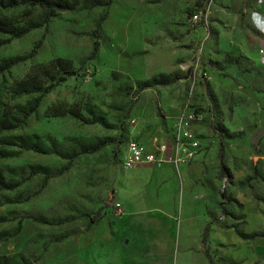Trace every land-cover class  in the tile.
Wrapping results in <instances>:
<instances>
[{
  "label": "rangeland",
  "instance_id": "374dc122",
  "mask_svg": "<svg viewBox=\"0 0 264 264\" xmlns=\"http://www.w3.org/2000/svg\"><path fill=\"white\" fill-rule=\"evenodd\" d=\"M260 1L77 0L73 10L54 13L45 29L0 46V58L23 54L42 35L32 58L0 74V118L29 106L36 94L13 90L28 75L54 83L21 125L0 133V177L18 183L0 187V258L208 264L200 243L207 224L212 264H262L264 236L252 228L264 219V49H224L218 40L230 12L240 15L235 30L251 39L246 19ZM42 13L20 6L3 15L22 23ZM100 16L91 55L90 33ZM247 47L263 60L247 56ZM64 71L69 75L55 83ZM182 112L192 113L188 127L199 143L192 159L177 167L120 164L128 138L151 148L171 143ZM18 135L49 152L21 148ZM97 140L102 147L70 162L51 152ZM35 167L61 172L44 179L30 174ZM65 216L76 218L47 223Z\"/></svg>",
  "mask_w": 264,
  "mask_h": 264
},
{
  "label": "trees",
  "instance_id": "16d2710c",
  "mask_svg": "<svg viewBox=\"0 0 264 264\" xmlns=\"http://www.w3.org/2000/svg\"><path fill=\"white\" fill-rule=\"evenodd\" d=\"M76 5H77V0H0V46L6 44L13 38H18V37L23 36L24 34H26L27 32L33 29L41 28V27L45 29L48 19L54 13L58 11L73 10L76 7ZM20 6H38L43 12L42 17L36 20L27 19V20H24L22 23H12L4 17L3 15L4 12L11 11ZM101 21H102V16L98 18L93 30L90 33L91 36H93L94 38V41L91 47V55L94 54L97 48V38L99 36V29H100ZM41 40H42V35L32 44L30 49L23 54H14V55L0 58V74L7 71L10 67L32 58L36 54V51L41 43ZM64 72H63V75H60L57 79H55V83L61 82L66 79L69 73L67 71H64ZM177 78L179 77L175 76L172 79L163 78L161 80L159 79L157 82L160 84H169L172 81L176 80ZM53 85L54 83L43 84L40 80H37L35 76H32V75H28L25 79L15 84V86L13 87V90L16 95H29V94H36V95L31 98L29 102V106H23L21 110L22 111L21 115H17L16 117H11V115L6 114L5 117L0 118V133L4 131L13 130L19 125H21L23 121L25 120V118L35 111L36 107L38 106L40 102V98L45 93L49 92ZM13 138L20 142L19 146L23 149H28L34 152H42V153L49 152L47 149L41 148V146H39L37 142L28 141L27 137L18 135ZM103 144L104 143L100 140H97L94 142H78L75 145V147H73L68 152H58L55 150L51 152L59 154V156L67 159L68 162H70L76 156L80 154L91 153V152L96 151L97 149L102 147ZM119 162H120V159H119ZM219 170L221 173L225 172V168L223 167V165L219 164ZM37 172L42 173L44 179H46L50 176L59 174L61 171L51 173L44 167H35L33 170L30 171V174H34ZM17 184H18L17 182H12V183L4 182L3 179L0 177V187L12 188L16 186ZM80 215L88 216L89 213L84 212V213H81ZM75 218L76 216L75 217L65 216V217L56 219L53 222H47V221L46 222L53 223V224H61V223L73 220ZM92 220H93L92 218H89L86 226L90 225ZM206 232H207V224L203 228V231L200 237V243L202 246V252L204 256L206 257L208 264H212V260L209 255V252L206 246H204V243L206 240ZM236 233L241 238H248L251 235L250 233H245L242 231H236ZM260 235L264 236V233H260ZM61 238H62L61 236L57 237L55 238V241H58ZM0 264H21V263H19L18 261L12 260V259H6L2 257L0 258Z\"/></svg>",
  "mask_w": 264,
  "mask_h": 264
},
{
  "label": "built area",
  "instance_id": "2783aa9c",
  "mask_svg": "<svg viewBox=\"0 0 264 264\" xmlns=\"http://www.w3.org/2000/svg\"><path fill=\"white\" fill-rule=\"evenodd\" d=\"M257 20V29L264 30V19L260 18L257 12H252ZM193 119L192 113L184 112L176 116L174 127L177 136L171 143L163 141L156 147H149L143 141L135 138H128L122 148L120 154V164L124 168H133L138 165H153L158 162L171 163L175 167L182 163L188 162L193 158L198 148V141L192 130L188 127V123ZM133 121V120H131ZM116 214L122 213L118 208Z\"/></svg>",
  "mask_w": 264,
  "mask_h": 264
},
{
  "label": "crops",
  "instance_id": "0c3cea01",
  "mask_svg": "<svg viewBox=\"0 0 264 264\" xmlns=\"http://www.w3.org/2000/svg\"><path fill=\"white\" fill-rule=\"evenodd\" d=\"M260 16V18L264 19V0L260 1V4H258L254 9ZM240 17V15H239ZM237 17L236 12H230L228 15L224 16V22H223V29L219 31L218 33V40H223L224 44L220 47L222 48H238V47H245V45H255L256 47L264 49V30L260 31L257 29V20L256 17L253 16L251 13L249 15V18L246 19L247 24V30L246 34L251 36V39L247 40L246 37L243 35V33L240 30H235V26L237 24V20L239 19ZM239 31L238 34L235 32ZM250 41V42H248ZM248 48V49H247ZM246 48L245 54L257 61H262L263 57L259 54H254L251 49L249 50V47ZM257 220V218H256ZM258 222V221H257ZM260 222L261 225H258V223L255 224V226L252 229L259 230L261 233H264V219L261 218ZM260 224V223H259ZM261 226V227H260ZM260 255L262 256L261 262L264 264V244L260 246ZM207 260V259H206ZM208 262V261H207ZM206 264V263H205ZM242 264V263H241ZM244 264H247L246 262Z\"/></svg>",
  "mask_w": 264,
  "mask_h": 264
}]
</instances>
